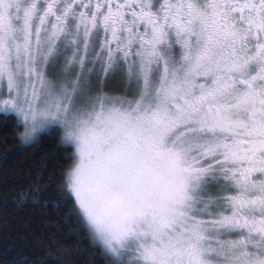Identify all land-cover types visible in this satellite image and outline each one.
I'll list each match as a JSON object with an SVG mask.
<instances>
[{
    "label": "snow or ice",
    "instance_id": "6c2138e0",
    "mask_svg": "<svg viewBox=\"0 0 264 264\" xmlns=\"http://www.w3.org/2000/svg\"><path fill=\"white\" fill-rule=\"evenodd\" d=\"M0 112L75 148L12 203L76 244L15 264H264V0H0Z\"/></svg>",
    "mask_w": 264,
    "mask_h": 264
},
{
    "label": "trees",
    "instance_id": "16d2710c",
    "mask_svg": "<svg viewBox=\"0 0 264 264\" xmlns=\"http://www.w3.org/2000/svg\"><path fill=\"white\" fill-rule=\"evenodd\" d=\"M18 129L22 131L15 115L0 113V264H15L25 256L40 261L49 245L63 242L74 246L76 240L69 233L80 231L76 223L65 225L51 207L17 208L12 203L21 192L31 195L34 185L41 187L42 201L55 200L61 173L73 163L72 146L62 145L57 129L41 132L32 145L21 144L15 136ZM83 245L96 264H112L111 259L100 258L99 252L88 247L87 241ZM66 264H85V258L74 253Z\"/></svg>",
    "mask_w": 264,
    "mask_h": 264
},
{
    "label": "rangeland",
    "instance_id": "374dc122",
    "mask_svg": "<svg viewBox=\"0 0 264 264\" xmlns=\"http://www.w3.org/2000/svg\"><path fill=\"white\" fill-rule=\"evenodd\" d=\"M111 87L114 88V89H119V88L122 87V85H121L120 82L117 80V81L112 82ZM0 113H4V112H0ZM5 114H8V113H5ZM9 114H13V115H14V113H9ZM55 129L58 130L57 132L59 133V137H61V139L63 140V136H64L63 131H62L61 129H59V128H55ZM22 130H23V129H22ZM39 134H40V133H38L37 136H38ZM71 146H72V145H71ZM72 150H73V153H74V151H75L74 146H72Z\"/></svg>",
    "mask_w": 264,
    "mask_h": 264
}]
</instances>
